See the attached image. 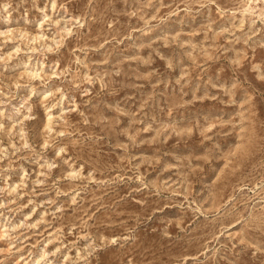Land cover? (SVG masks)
I'll return each mask as SVG.
<instances>
[{
  "label": "rangeland",
  "instance_id": "rangeland-1",
  "mask_svg": "<svg viewBox=\"0 0 264 264\" xmlns=\"http://www.w3.org/2000/svg\"><path fill=\"white\" fill-rule=\"evenodd\" d=\"M0 264H264V0H0Z\"/></svg>",
  "mask_w": 264,
  "mask_h": 264
}]
</instances>
